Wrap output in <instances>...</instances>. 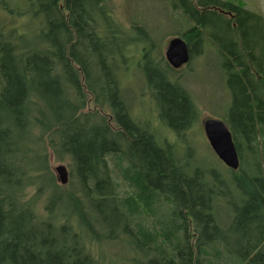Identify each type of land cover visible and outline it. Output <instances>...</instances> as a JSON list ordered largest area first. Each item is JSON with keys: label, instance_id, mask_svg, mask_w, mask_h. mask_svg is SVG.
<instances>
[{"label": "trees", "instance_id": "trees-1", "mask_svg": "<svg viewBox=\"0 0 264 264\" xmlns=\"http://www.w3.org/2000/svg\"><path fill=\"white\" fill-rule=\"evenodd\" d=\"M165 1L189 60H221L236 197L193 158L200 110L164 58L147 63L138 21L111 0H0V264H264V17ZM132 73L153 118L130 111Z\"/></svg>", "mask_w": 264, "mask_h": 264}, {"label": "rangeland", "instance_id": "rangeland-1", "mask_svg": "<svg viewBox=\"0 0 264 264\" xmlns=\"http://www.w3.org/2000/svg\"><path fill=\"white\" fill-rule=\"evenodd\" d=\"M111 2L120 19L126 21L135 19L140 23L141 36L145 38L143 42L150 50L147 63L151 67L159 68L161 59L165 60L164 52L168 41L174 37L172 34L179 26L178 12L174 15L170 13L171 5L165 0H111ZM232 3L234 6H238L236 2ZM242 8L264 17V0H243ZM138 57L135 55L133 61L138 60ZM131 67L135 70L134 65ZM170 75L172 78L178 79L188 90L200 110L195 127L187 134V139L192 141V143L188 141V145L191 148L190 151L194 152L193 158L203 163V170L208 169L209 175L210 173H219V178L214 180L219 185L218 188L223 194L222 198L225 201L233 200L236 197L234 191L230 190V193H224L225 189H231L227 182L226 166L210 148L202 127V121L206 118L222 119V113L229 102V95L221 78L224 75L221 69V60L216 56L213 48L207 47L204 54L189 60L185 66L179 69L173 68ZM129 79L130 82L124 84V91H126L125 96L130 104L131 113L138 120L153 118L156 115L155 102L151 101L144 83L138 74H130ZM49 163L51 168L57 164H64L67 167L66 159L55 161L52 157L49 159ZM115 178L119 180L118 176Z\"/></svg>", "mask_w": 264, "mask_h": 264}, {"label": "water", "instance_id": "water-1", "mask_svg": "<svg viewBox=\"0 0 264 264\" xmlns=\"http://www.w3.org/2000/svg\"><path fill=\"white\" fill-rule=\"evenodd\" d=\"M164 57L168 65L173 69H179L189 61L187 44L180 37H173L168 41ZM205 138L217 156V158L228 168L236 170L239 166L238 154L225 122L220 118L209 117L202 121ZM52 155H50V159ZM56 181L66 184L68 181V169L64 164L52 167Z\"/></svg>", "mask_w": 264, "mask_h": 264}, {"label": "flooded vegetation", "instance_id": "flooded-vegetation-1", "mask_svg": "<svg viewBox=\"0 0 264 264\" xmlns=\"http://www.w3.org/2000/svg\"><path fill=\"white\" fill-rule=\"evenodd\" d=\"M218 10H219L221 13H226V15L229 16V17H232L233 14H234V12L231 13V12L225 10V9H221V8H219ZM184 66H185V65H184Z\"/></svg>", "mask_w": 264, "mask_h": 264}]
</instances>
